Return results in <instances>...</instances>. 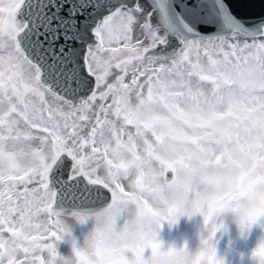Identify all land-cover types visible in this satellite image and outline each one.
I'll return each mask as SVG.
<instances>
[{
	"label": "snow or ice",
	"instance_id": "obj_1",
	"mask_svg": "<svg viewBox=\"0 0 264 264\" xmlns=\"http://www.w3.org/2000/svg\"><path fill=\"white\" fill-rule=\"evenodd\" d=\"M229 210L264 218V0H0V264H223Z\"/></svg>",
	"mask_w": 264,
	"mask_h": 264
},
{
	"label": "rangeland",
	"instance_id": "obj_2",
	"mask_svg": "<svg viewBox=\"0 0 264 264\" xmlns=\"http://www.w3.org/2000/svg\"><path fill=\"white\" fill-rule=\"evenodd\" d=\"M217 223L223 221L224 227L217 232L214 243L217 258L223 260V264H256L251 257V250L261 241H264V218L254 224L245 234H241L237 225L232 222L231 214H222L216 218ZM91 227V225H89ZM202 228V217L196 214L192 217L179 216L175 224L171 226L165 222L159 229L158 239L164 250L170 245L179 249L187 246L189 251L195 252L200 247L198 231ZM80 229L76 230V235ZM59 251L64 255L71 254V246L61 243ZM150 250H146V255Z\"/></svg>",
	"mask_w": 264,
	"mask_h": 264
},
{
	"label": "clouds",
	"instance_id": "obj_3",
	"mask_svg": "<svg viewBox=\"0 0 264 264\" xmlns=\"http://www.w3.org/2000/svg\"><path fill=\"white\" fill-rule=\"evenodd\" d=\"M230 208L231 207H234L233 205H230L229 206ZM196 214H199V213H196ZM196 214H193V215H191V216H188L187 214H181L180 216H186V217H192V216H194V215H196ZM222 214H231V220H232V222L233 223H235L236 225H237V228L239 229V227H240V225H239V221H240V219H241V214H239L238 212H234V211H231V210H229V211H226V212H223V213H220V214H218V216H214L213 217V220L211 221V223L212 224H220V225H223V227H224V223H223V221H221L220 223H217V221H216V218L217 217H219V216H221ZM200 215V214H199ZM201 216V215H200ZM179 217V216H178ZM202 217V216H201ZM132 219H134V217L132 218ZM176 223V222H175ZM175 223H173V224H175ZM172 225V224H171ZM170 225V226H171ZM206 230V228H205V226H204V224H203V218H202V228L198 231V237H200V235H201V233H202V231H205ZM262 230H264V228H262ZM98 231V228H97V225L95 224V223H93V227H92V229L90 230V233H89V235H92L93 233H95V232H97ZM259 244H260V242L251 250V252H250V255H251V257H253L254 259H255V261H256V264H258V259L259 258H257V257H254L253 256V253L256 251V249L259 247ZM63 255V254H62ZM66 259L67 258H69V257H65Z\"/></svg>",
	"mask_w": 264,
	"mask_h": 264
},
{
	"label": "water",
	"instance_id": "obj_4",
	"mask_svg": "<svg viewBox=\"0 0 264 264\" xmlns=\"http://www.w3.org/2000/svg\"><path fill=\"white\" fill-rule=\"evenodd\" d=\"M169 175H171V174H169Z\"/></svg>",
	"mask_w": 264,
	"mask_h": 264
}]
</instances>
